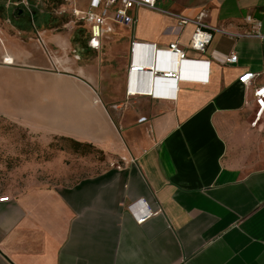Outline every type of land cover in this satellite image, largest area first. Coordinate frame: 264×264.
I'll use <instances>...</instances> for the list:
<instances>
[{
  "label": "crops",
  "instance_id": "crops-1",
  "mask_svg": "<svg viewBox=\"0 0 264 264\" xmlns=\"http://www.w3.org/2000/svg\"><path fill=\"white\" fill-rule=\"evenodd\" d=\"M74 2L85 11L90 0ZM25 4L7 19L0 14V118L49 128L44 111L35 118L34 100H48L50 85L36 84L33 73L52 65L55 47L81 86L58 88L52 125L102 152L109 166L71 186L0 188L9 200L0 202V264H264V114L250 126L256 108L238 83L253 73V85H264V0H160V10L190 20L205 13L203 22L224 32L205 54L189 49L193 24L178 28L149 9L133 14L131 28L114 25L96 50L82 22L89 54L124 48L123 76L111 92L109 76L80 65L89 54L69 58L63 37L35 27L37 13H56L59 4ZM256 23L262 38L247 37ZM173 43L185 52L181 62L168 51ZM230 54L237 63L222 64ZM132 64L145 71L131 74ZM153 66L179 67L185 79L153 78ZM137 202L158 214L137 224L129 209Z\"/></svg>",
  "mask_w": 264,
  "mask_h": 264
},
{
  "label": "rangeland",
  "instance_id": "rangeland-1",
  "mask_svg": "<svg viewBox=\"0 0 264 264\" xmlns=\"http://www.w3.org/2000/svg\"><path fill=\"white\" fill-rule=\"evenodd\" d=\"M23 1L31 4L32 0H0V14L7 19L11 12L25 10ZM51 1L66 8L75 5V0ZM78 1L80 4L85 2ZM57 11L49 12L50 15L37 13L34 16L35 27H41L37 23L43 24L46 36L63 37L68 43L66 53L69 58L74 53L89 54L83 50L85 33L82 22L69 14L58 15ZM52 50L53 54L50 52L49 55L52 65L47 69L35 68L33 73L35 83L43 80L50 85L48 100L38 97L34 100L35 118H40L37 113L44 111L46 120L50 123L49 128L43 130L41 125H21L0 118V188L5 191L24 188L29 184L43 187L71 186L83 178L100 174L109 166L102 152L89 144L75 145L77 142L61 137L56 126L52 125L53 121L56 124L58 88L81 86L75 74L65 68L64 52H58L55 47ZM106 53H112L113 57L110 60L102 59ZM80 65L93 66L92 73L95 77L109 76L112 79L111 84L105 86L111 92L113 84L119 83L123 76L124 48L121 44L112 50L104 47L100 54L81 57Z\"/></svg>",
  "mask_w": 264,
  "mask_h": 264
},
{
  "label": "built area",
  "instance_id": "built-area-1",
  "mask_svg": "<svg viewBox=\"0 0 264 264\" xmlns=\"http://www.w3.org/2000/svg\"><path fill=\"white\" fill-rule=\"evenodd\" d=\"M159 1L160 0H90L88 8L85 11H80L74 5L72 7L70 6V8L61 6L57 9V14L61 16L69 14L75 20L88 24L90 30V40L88 45L91 49L95 50L100 48L101 38L113 32L114 25H121L131 28L136 23V19L133 14L141 8L149 9L175 18L177 20L178 28H182L188 24H193L195 26V30L191 36L189 49L197 54H205L213 39L214 33H224L222 30L209 27L203 22L206 17L205 13H201L194 20H190L172 12H165L158 9L157 5ZM23 3L24 2H22V4ZM24 7L27 8L28 5L24 3ZM108 11L112 12V15L109 17L106 16ZM28 12L30 13V11ZM260 27L261 24L256 23L254 29L245 35L247 37L262 38L258 32ZM135 44L136 43L133 42L132 46ZM168 51L175 55L179 62L184 60L185 52L178 46L177 43L170 44L168 46ZM5 62H7L6 59L3 61V63ZM221 63L236 64L237 56L235 54L227 55L223 58ZM145 68V66L132 64L129 67V72L131 74H140L145 71ZM149 69H151L149 72L152 74L153 78H161L163 80H180L178 76L179 67L174 72H159L155 66ZM258 77L259 74L244 73L238 78V83L246 90L251 91L252 101L250 103L254 104L256 108L253 121L250 124V126L253 128L257 125L264 114V85H253L255 79ZM149 94H154V90L151 89ZM144 121L145 118L140 119V122ZM116 168L119 169V167ZM8 201L9 200L7 197L0 198L1 203ZM136 205H138V211L133 210ZM129 209L137 224H143L149 218L158 214V212L152 213L147 208H144L143 204L140 202L131 205Z\"/></svg>",
  "mask_w": 264,
  "mask_h": 264
},
{
  "label": "bare ground",
  "instance_id": "bare-ground-1",
  "mask_svg": "<svg viewBox=\"0 0 264 264\" xmlns=\"http://www.w3.org/2000/svg\"><path fill=\"white\" fill-rule=\"evenodd\" d=\"M178 76H179V79H185V78H183V77L180 75V69L178 70Z\"/></svg>",
  "mask_w": 264,
  "mask_h": 264
},
{
  "label": "trees",
  "instance_id": "trees-1",
  "mask_svg": "<svg viewBox=\"0 0 264 264\" xmlns=\"http://www.w3.org/2000/svg\"><path fill=\"white\" fill-rule=\"evenodd\" d=\"M75 145H78V146H79V145H81V144H79V143H76Z\"/></svg>",
  "mask_w": 264,
  "mask_h": 264
}]
</instances>
